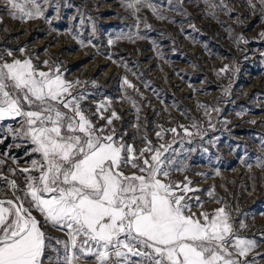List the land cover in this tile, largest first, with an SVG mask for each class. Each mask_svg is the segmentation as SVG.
<instances>
[{"label":"rangeland","instance_id":"1","mask_svg":"<svg viewBox=\"0 0 264 264\" xmlns=\"http://www.w3.org/2000/svg\"><path fill=\"white\" fill-rule=\"evenodd\" d=\"M39 2L44 15L22 21L0 0V63L30 58L41 71L59 67L65 80L79 82L73 95L84 97L81 107L98 128L106 125L101 115L117 113L110 127L137 154L148 142L171 145L167 179L183 186L187 177L198 189L187 193L192 213L225 208L237 234L257 241L240 259L264 264V9L256 0L255 10L248 0H151L155 13L140 6L133 15L126 0ZM101 104L106 107L97 113ZM19 127L15 120L0 121L5 199L22 196L26 176L38 175L21 171L40 156L29 140L12 134ZM32 214L63 256L55 240H66V231ZM46 255L57 253L48 248ZM77 264L94 260L81 257Z\"/></svg>","mask_w":264,"mask_h":264},{"label":"snow or ice","instance_id":"2","mask_svg":"<svg viewBox=\"0 0 264 264\" xmlns=\"http://www.w3.org/2000/svg\"><path fill=\"white\" fill-rule=\"evenodd\" d=\"M248 3L253 10L256 3L264 9V0ZM4 6L22 21L44 15L39 0H5ZM140 6L156 12L151 0H126L133 15ZM78 83L65 80L59 67L39 70L30 58L0 63V121L19 123L12 134L29 140L31 151L40 156L21 170L38 173L26 176L23 195L0 200V264H45L46 259L48 264H77L81 257L94 264H249L240 258L257 241L237 234L231 214L221 207L196 217L187 193L198 189L189 187L187 177L183 186L167 179L172 161L165 153L171 145L153 148L148 142L137 154L110 127L120 119L115 111L100 116L106 125L99 128L85 114L84 97L73 95ZM124 83L133 87L126 78ZM105 107L98 105L97 113ZM184 133L192 135L187 128ZM156 135L163 139L162 132ZM128 167L136 172L126 174ZM9 183L17 188L15 181ZM33 210L66 231V240H55L63 256ZM48 248L57 255L47 256Z\"/></svg>","mask_w":264,"mask_h":264},{"label":"water","instance_id":"3","mask_svg":"<svg viewBox=\"0 0 264 264\" xmlns=\"http://www.w3.org/2000/svg\"><path fill=\"white\" fill-rule=\"evenodd\" d=\"M0 200H8V199H5V198L0 197Z\"/></svg>","mask_w":264,"mask_h":264}]
</instances>
